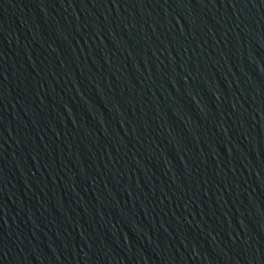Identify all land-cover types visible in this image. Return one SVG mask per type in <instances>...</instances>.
<instances>
[{
    "label": "water",
    "instance_id": "95a60500",
    "mask_svg": "<svg viewBox=\"0 0 264 264\" xmlns=\"http://www.w3.org/2000/svg\"><path fill=\"white\" fill-rule=\"evenodd\" d=\"M0 264H264V0H0Z\"/></svg>",
    "mask_w": 264,
    "mask_h": 264
}]
</instances>
